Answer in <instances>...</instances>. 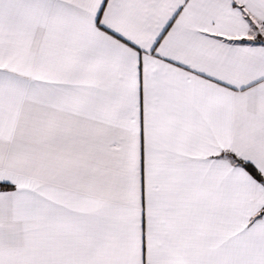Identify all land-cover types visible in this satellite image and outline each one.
I'll use <instances>...</instances> for the list:
<instances>
[{
	"label": "snow or ice",
	"instance_id": "1",
	"mask_svg": "<svg viewBox=\"0 0 264 264\" xmlns=\"http://www.w3.org/2000/svg\"><path fill=\"white\" fill-rule=\"evenodd\" d=\"M0 264H264V0H0Z\"/></svg>",
	"mask_w": 264,
	"mask_h": 264
}]
</instances>
